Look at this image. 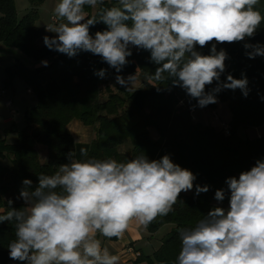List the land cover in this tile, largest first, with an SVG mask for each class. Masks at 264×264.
Here are the masks:
<instances>
[{"label": "clouds", "instance_id": "obj_1", "mask_svg": "<svg viewBox=\"0 0 264 264\" xmlns=\"http://www.w3.org/2000/svg\"><path fill=\"white\" fill-rule=\"evenodd\" d=\"M104 0H59L53 13L60 20L49 25L43 43L68 57L90 52L101 57L118 75L116 83L128 87L134 75H119L132 56V48L150 52L157 65L154 79L170 80L197 101L193 108L218 103L222 90L249 95L246 75L237 79L225 72L228 53L217 44L246 41L260 28L264 15L260 0H118L89 16L84 6L96 8ZM98 23L105 30L90 34ZM211 43L210 53L197 50ZM249 59L264 56V44L245 42ZM47 66V61L41 62ZM103 79L107 70L94 73ZM167 74V75H165ZM216 82L211 91L207 85ZM264 100V97H261ZM67 163L52 175L24 179L18 199L23 208L0 214V224L14 223L15 239L7 248L19 264H120V256L102 247L97 233L122 238L134 222L147 229L158 217L174 211L182 192L209 191L194 184L197 176L174 163L170 155L149 159L143 152L128 160L76 159L72 150ZM79 155L87 157V148ZM227 190L217 189L214 199L229 207H212L192 228L178 229L181 250L175 264H264V159L250 170L226 178Z\"/></svg>", "mask_w": 264, "mask_h": 264}, {"label": "trees", "instance_id": "obj_2", "mask_svg": "<svg viewBox=\"0 0 264 264\" xmlns=\"http://www.w3.org/2000/svg\"><path fill=\"white\" fill-rule=\"evenodd\" d=\"M43 1L29 0L30 10L18 17L13 0H0V41L18 48L31 60L25 64L17 58L8 65L5 85L9 78L18 77L33 87L37 97V103L24 113L25 127L18 130L13 124L10 126L16 135L14 141L0 138V214L11 210L8 199L13 200L12 207L23 208L24 201L18 199L22 181L32 180L34 188L40 174L52 175L68 162L69 151L76 153V159L111 158L118 162H127L142 152L149 159L168 154L174 163L197 176L194 184L210 186L208 192L199 196L194 195L195 188L188 194L182 192L174 211L158 216L147 228L154 233L165 224L172 225L152 257L145 258L147 264H175L181 250L178 229L194 227L214 206L225 207L229 202L227 195L218 204L215 191L227 190L226 178L238 177L240 172L250 170L256 160L264 159V134L254 138H240L237 134L240 127H264V56L249 59L243 47L245 42L264 44V21L254 37L246 41L217 44L218 51L223 48L228 53L221 80H226L228 74L237 79L244 74L250 90L246 98L239 89H225L217 94V99L227 102L231 113L225 134L220 128L195 123L191 112L197 101L182 88L171 86L170 80H155L157 65L151 63L150 52L135 47L119 75L138 72L141 85L123 95L107 86V97L100 101L94 73L102 68L115 77L118 73L90 52L81 51L70 58L49 50L43 37L51 34L35 24L37 6ZM117 2L104 0L99 9L116 6ZM84 8L89 13V6ZM256 8L264 15V0ZM94 27L103 31L106 25L98 23ZM211 43L215 41L202 49L197 46V50L207 55ZM45 60L47 66L41 63ZM215 86L214 81L206 86V91ZM72 119L94 128L91 142L74 140L68 129ZM126 140L130 144L121 151ZM82 147L87 148V157L79 155ZM14 239V223L0 224V264L13 261L7 246Z\"/></svg>", "mask_w": 264, "mask_h": 264}, {"label": "rangeland", "instance_id": "obj_3", "mask_svg": "<svg viewBox=\"0 0 264 264\" xmlns=\"http://www.w3.org/2000/svg\"><path fill=\"white\" fill-rule=\"evenodd\" d=\"M14 1V7L17 13L18 17H21L23 14H25L27 11L30 10L31 5L29 0H13ZM107 2H112L113 0H106ZM59 0H44L43 2L39 3L37 6V17L35 20V24L38 26L43 25H50V18L54 16L53 9L56 3H58ZM99 5L96 6V8H92L89 6V13L88 9L85 10L89 16H95L98 12ZM55 17V16H54ZM58 20V19H57ZM60 20H58L57 23L53 24L56 25ZM92 31L90 34L94 36V34L97 32L95 27H92ZM54 34V33H52ZM55 35V34H54ZM20 59L25 64H29V58L22 53L18 48L13 46L5 45L2 41H0V71H5V66L10 65L12 61L15 59ZM145 60V55L144 59ZM7 77V75H6ZM14 78L12 77L7 80V82L10 84L12 81L14 84H16V81L14 82ZM18 78V77H16ZM2 80V78H1ZM98 84L100 88V101L104 100L107 97V91L106 87L108 86L113 92H117L120 95H123L125 92H129L134 90L135 88L139 87L141 85V78L138 76L136 80H134V83H130L129 86L126 88L124 86H121L116 83L115 76H112L107 71L106 77L101 79L98 77ZM2 83H5L2 81ZM30 89L32 93H28L27 89ZM5 91L4 89L2 90ZM14 97L15 101L12 100ZM9 99V98H8ZM12 104V108L15 110V114L13 119L16 121L18 130H22L25 127V118L24 113L26 111L27 107H31L37 103V97L34 92L33 87L28 85L23 81V84L18 85L16 87V91L12 96H10ZM26 106V108H24ZM230 114L228 105L226 101H221L218 99V103L213 104L212 106H206L204 108L195 107L193 108V111L191 112V117L193 121L197 124H200L202 126H212L215 128L222 129L221 125L225 124L228 127V118H226ZM7 128H10V124L6 126ZM223 130V129H222ZM241 134L245 133L248 138H254L258 135L259 132H264V127H249V128H243L240 127ZM151 132L154 133V130L151 129ZM3 135V134H2ZM88 133L84 135L85 138H88ZM16 136V135H15ZM7 142L12 143L15 139V137H6ZM93 139H91L89 142H91ZM130 144V140L124 141L123 146L120 148L121 151H125ZM39 150V149H37ZM191 191L186 192L185 194L190 193ZM184 193V192H183ZM229 207V202L225 205L224 208Z\"/></svg>", "mask_w": 264, "mask_h": 264}, {"label": "crops", "instance_id": "obj_4", "mask_svg": "<svg viewBox=\"0 0 264 264\" xmlns=\"http://www.w3.org/2000/svg\"><path fill=\"white\" fill-rule=\"evenodd\" d=\"M38 26V25H37ZM46 25L39 26L45 27ZM46 32H48L46 30ZM92 31V27H90V33ZM50 33V32H48ZM51 36L54 34L50 33ZM13 62V61H12ZM31 60H29V64ZM8 66V65H7ZM5 66V68L7 67ZM6 71H0V138H4L6 141V137H15V133L11 132L10 128L6 126L13 124L16 129H18L16 121L13 119L15 110L12 108L13 102L10 103V106L5 105V101L10 99V96L14 94L16 91V87L18 85L23 84V81L19 78H14L13 81L7 85L4 82L6 78ZM2 78V80H1ZM134 83V81H133ZM132 83V84H133ZM5 90L2 93V90ZM29 88L27 89L28 93H32ZM9 98V99H8ZM14 97H13V99ZM11 101V100H10ZM26 108V106L24 107ZM27 107L26 109H28ZM228 120L231 119V113L226 117ZM68 129L72 134V137L77 142L89 143L91 139L95 137V130L92 126L84 125L77 119H72L68 123ZM240 128L237 129V134L240 138H246V134L239 131ZM88 133V138H85L84 135ZM3 134V135H2ZM264 134V132H259L257 136ZM153 135H155L153 133ZM172 229V225L165 224L161 226L156 232L149 233L147 229L142 226H137L134 222L130 225V227L125 231L122 238H106L97 233V238L100 239L102 247H107L112 254H118L121 258L120 264H147L145 258L152 257L153 253L159 248L161 245L162 238ZM138 255H137V254ZM16 262L17 261H11ZM10 262V263H11ZM9 263V264H10Z\"/></svg>", "mask_w": 264, "mask_h": 264}, {"label": "built area", "instance_id": "obj_5", "mask_svg": "<svg viewBox=\"0 0 264 264\" xmlns=\"http://www.w3.org/2000/svg\"><path fill=\"white\" fill-rule=\"evenodd\" d=\"M50 25H53V24H55V23H57L58 22V20H57V18L56 17H54V16H52L51 18H50ZM49 25H46L45 27H44V29L45 30H47V27H48ZM129 75H134V80H136L137 78H138V72H135V73H126V74H124V75H122L125 79L129 76ZM28 91H30V90H28ZM3 94V91H2V93H1V95ZM10 103H11V101L10 100H6L5 101V105L6 106H10ZM221 127H222V129H223V131H224V133L225 134H228V127L225 125V124H222L221 125ZM137 254V253H136ZM138 255V254H137ZM10 264H18V263H16V262H11Z\"/></svg>", "mask_w": 264, "mask_h": 264}]
</instances>
